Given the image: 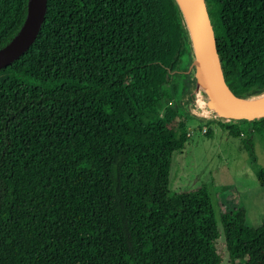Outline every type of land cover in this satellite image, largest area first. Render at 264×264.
<instances>
[{
    "label": "trees",
    "instance_id": "trees-1",
    "mask_svg": "<svg viewBox=\"0 0 264 264\" xmlns=\"http://www.w3.org/2000/svg\"><path fill=\"white\" fill-rule=\"evenodd\" d=\"M27 0H0V46ZM224 79L264 88V0H205ZM191 50L175 0H46L34 40L0 67V264H220L204 182L170 192L191 127L251 134L264 116L198 119L183 106ZM229 264H264V219L220 209Z\"/></svg>",
    "mask_w": 264,
    "mask_h": 264
},
{
    "label": "rangeland",
    "instance_id": "rangeland-1",
    "mask_svg": "<svg viewBox=\"0 0 264 264\" xmlns=\"http://www.w3.org/2000/svg\"><path fill=\"white\" fill-rule=\"evenodd\" d=\"M189 46L192 50V46ZM189 80V89L181 95L183 106L195 118L216 121L213 113L210 114L212 118L202 114L203 111L199 109L194 98L196 96L201 100L206 93L202 91L203 96H200L201 93L197 92L198 88L202 90V87L197 85V82L201 81L195 74V68L189 70ZM216 122L210 124L211 136L204 135L206 125L201 129L191 127L185 146L172 152L169 189L173 192L200 182L206 184L220 231V237L215 240L216 250L221 255L220 264H229L222 242L218 212L220 209H230L234 205L243 204L246 208L247 224L257 226L264 219V189L255 178L249 150L243 142L249 135L241 132L237 137L229 136L226 129ZM250 136L255 164L264 166V131H253Z\"/></svg>",
    "mask_w": 264,
    "mask_h": 264
},
{
    "label": "water",
    "instance_id": "water-1",
    "mask_svg": "<svg viewBox=\"0 0 264 264\" xmlns=\"http://www.w3.org/2000/svg\"><path fill=\"white\" fill-rule=\"evenodd\" d=\"M192 19L199 37L201 58L190 70L205 85L209 104L221 118L259 119L264 116V97L247 100L238 96L227 85L216 49L214 31L205 0H175ZM46 10V0H27L24 19L18 30L0 46V67L8 64L27 49L40 28ZM197 82V85L201 84Z\"/></svg>",
    "mask_w": 264,
    "mask_h": 264
},
{
    "label": "bare ground",
    "instance_id": "bare-ground-1",
    "mask_svg": "<svg viewBox=\"0 0 264 264\" xmlns=\"http://www.w3.org/2000/svg\"><path fill=\"white\" fill-rule=\"evenodd\" d=\"M179 10L181 11L182 18L184 19V29H185L186 34L188 36L189 44L192 46V50L194 49V52H192V50H191V61H192V63H196L197 60H200V58H201V50H200L198 33H197L196 28L192 22V19L189 16V14L187 13V11L184 8H182V6H179ZM199 87L202 90H200L198 87H196V88H198L197 92L201 93L200 96L202 95V91H203V93L207 92L205 85L203 83L199 84ZM193 96H194V93H193ZM262 97H264V88L258 92H255L253 94L246 96L247 100H254V99H258V98H262ZM194 98H195V100H197L199 109L203 111L202 114L204 116L208 117V116H210V114L214 113L215 108L209 104V98L207 96V93H205V96H203L201 100H199V98H197L196 96H194Z\"/></svg>",
    "mask_w": 264,
    "mask_h": 264
},
{
    "label": "built area",
    "instance_id": "built-area-1",
    "mask_svg": "<svg viewBox=\"0 0 264 264\" xmlns=\"http://www.w3.org/2000/svg\"><path fill=\"white\" fill-rule=\"evenodd\" d=\"M209 117L212 118V116H209ZM213 117H216V120H219L222 122H237L236 120L221 118L215 113H213Z\"/></svg>",
    "mask_w": 264,
    "mask_h": 264
}]
</instances>
